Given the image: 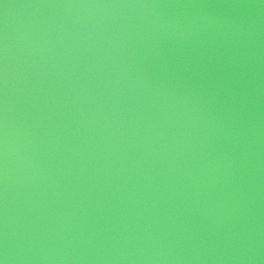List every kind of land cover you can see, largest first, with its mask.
Listing matches in <instances>:
<instances>
[{"label": "water", "instance_id": "obj_1", "mask_svg": "<svg viewBox=\"0 0 264 264\" xmlns=\"http://www.w3.org/2000/svg\"><path fill=\"white\" fill-rule=\"evenodd\" d=\"M0 264H264V0H0Z\"/></svg>", "mask_w": 264, "mask_h": 264}]
</instances>
